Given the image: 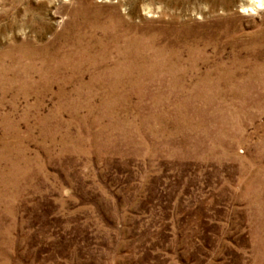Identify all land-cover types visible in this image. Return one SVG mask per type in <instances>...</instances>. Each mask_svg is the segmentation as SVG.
I'll return each mask as SVG.
<instances>
[{"label": "rangeland", "instance_id": "rangeland-1", "mask_svg": "<svg viewBox=\"0 0 264 264\" xmlns=\"http://www.w3.org/2000/svg\"><path fill=\"white\" fill-rule=\"evenodd\" d=\"M0 0V264H264V0Z\"/></svg>", "mask_w": 264, "mask_h": 264}, {"label": "bare ground", "instance_id": "bare-ground-1", "mask_svg": "<svg viewBox=\"0 0 264 264\" xmlns=\"http://www.w3.org/2000/svg\"><path fill=\"white\" fill-rule=\"evenodd\" d=\"M255 3H258V7L257 8H259L260 6H261V1L259 0V1H255Z\"/></svg>", "mask_w": 264, "mask_h": 264}]
</instances>
